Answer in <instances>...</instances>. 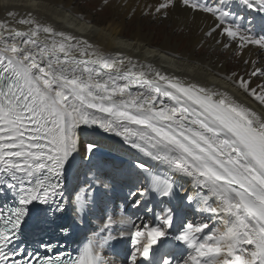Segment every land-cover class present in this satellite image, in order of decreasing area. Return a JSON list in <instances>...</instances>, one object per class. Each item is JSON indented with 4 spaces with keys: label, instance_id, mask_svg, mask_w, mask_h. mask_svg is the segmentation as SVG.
Here are the masks:
<instances>
[{
    "label": "snow or ice",
    "instance_id": "1",
    "mask_svg": "<svg viewBox=\"0 0 264 264\" xmlns=\"http://www.w3.org/2000/svg\"><path fill=\"white\" fill-rule=\"evenodd\" d=\"M233 3L264 13V0H155L130 11L157 19L178 10L206 13L213 24L204 38L225 50L234 42L237 54L264 50V35L242 27ZM5 7L0 264H116L105 251L125 242L124 264H264V59H244V74L222 77L229 87L221 90L61 30L33 14L43 0H31L25 15ZM187 63L190 71L203 67ZM89 126L120 137L131 158L96 165L85 186L68 193L67 173ZM97 147L85 143L83 159L91 163ZM132 172L142 178L128 184ZM117 176L127 189L124 204L144 215L112 207ZM188 207L207 220L188 219ZM91 216L100 223L76 255L44 239L50 232L68 237ZM26 228L39 236L34 246L21 239ZM170 241L186 254L165 247Z\"/></svg>",
    "mask_w": 264,
    "mask_h": 264
},
{
    "label": "bare ground",
    "instance_id": "2",
    "mask_svg": "<svg viewBox=\"0 0 264 264\" xmlns=\"http://www.w3.org/2000/svg\"><path fill=\"white\" fill-rule=\"evenodd\" d=\"M78 1L82 2V0ZM95 1L94 3L102 9L101 15L92 11L84 12L83 8L79 7L80 3L76 0H43V7L32 9V11L40 19L54 24L61 30L77 35L81 39L89 40L105 52L118 50L140 63H151L154 67L169 75L176 74L206 81L209 86L213 84L221 86V90L229 87L226 81L222 79V77H226L231 73L228 68L229 60L223 61L222 56L226 53L237 54L235 43L233 42L231 49L225 50L217 46L212 38H204V31L213 24V18L210 15L178 10L172 12L167 19H157L155 17H142L139 11L135 14L130 11L132 8H143L146 3H155V0ZM214 2L215 0H207L210 5ZM30 4L31 0H0V21L7 19L8 9L5 5H15L16 7L12 10L25 15L30 10ZM124 4H127V7H123ZM232 10L236 17H244L243 21H239L242 27H251L255 35H264V13L253 12L235 3H233ZM249 19L252 20L251 24L248 23ZM161 32L163 33L162 40L160 38L161 41L157 44L155 43L156 35ZM184 40L187 42H184L183 46L189 49L179 51L177 43ZM200 47L207 50L205 53V49L201 48L204 50L202 56L197 53ZM249 48H252V51L245 49L240 52L239 69L237 71L240 74L245 72V66L242 64L244 59H252L257 62L264 59V50L252 46H249ZM190 60H195L203 67L196 71H190V65L187 63ZM247 71H251V69L248 68ZM260 82L259 80L255 81V83ZM231 91L236 92V89L233 88ZM236 94L239 95L238 92ZM97 129L98 126H89L88 130L81 134V155L77 157L76 164L67 173L66 188L68 193L71 192L76 173L80 168V162L83 160V145L85 143L94 142L98 147L104 148L105 151L114 153L116 157H112L111 154L107 155L109 164L117 157L131 158L127 157L122 142L119 141L120 137ZM97 131L103 132L105 135L95 134ZM86 162L85 165L88 164ZM117 194H121V198ZM123 196L124 192L122 193L117 189L110 194L112 207L119 214L127 206L122 201ZM191 209L195 210V207H191ZM128 211L133 214L144 215L134 208L127 209L123 215H127ZM68 214L71 216L70 211ZM93 222V226L88 222L83 226H75L82 230L92 231L96 229L100 221L94 216ZM220 227L223 226L220 225ZM105 256L109 260L116 261V264L124 263L123 259H119L108 249L105 251Z\"/></svg>",
    "mask_w": 264,
    "mask_h": 264
},
{
    "label": "rangeland",
    "instance_id": "3",
    "mask_svg": "<svg viewBox=\"0 0 264 264\" xmlns=\"http://www.w3.org/2000/svg\"><path fill=\"white\" fill-rule=\"evenodd\" d=\"M76 1L78 3H80L79 7H82L84 12L92 11V12H95V13L101 15L102 9L99 7L98 4L94 3V2H96L95 0H82V2H79L78 0H76ZM159 35H160V37H159ZM162 35H163L162 32L160 34L158 33L156 35L155 43H157V44L160 43L159 41L162 40ZM160 38H161V40H160ZM181 42L182 41H179L178 43L175 42V43H177L179 45V51H182L184 49L188 50L189 49L188 47L183 46L184 42H187V41L184 40L182 43ZM201 48L202 47L198 48V51H197V53H199L200 56H202L201 54H204V50H202V49H205V48H202V49ZM206 52H207V50L205 49V53ZM230 54L231 53L223 54L222 59H223V61H228L229 60L228 61V64H229L228 68H229V70L231 72H237L238 69H239L238 62H240V55L241 54L240 53L239 54H231V55ZM110 154L112 155V157H116V155H114V153L112 154L110 151H107V150L105 151L104 148L97 147L95 158H94V160L91 163L89 161L86 162L87 160L83 159L80 162V168H79V170L76 173V178H75L74 183L72 185L71 192L78 185H80L81 187L85 186L84 183L86 181V177L90 176L92 174V172L95 171L96 165H98V164L102 165V166H106L107 164L110 165L109 162L107 161L108 160L107 159V155H110ZM85 162L88 163V164L85 165L84 164ZM108 165H107V167H108ZM109 168H110V166H109ZM141 178H142V174H139V173H136V172H132L130 174V176L128 177L127 183L128 184H134V183L138 182ZM114 184H115L114 191H116V189H117V190H119L122 193L124 192V194H125L127 189L125 187L124 182H122V178L121 177L117 176L116 179L114 180ZM119 195H121V194H118V197L120 198L121 196H119ZM73 198H74V194H73ZM129 208H131V204L130 203L126 206V209L123 212L122 211L120 212V214H123ZM127 214L129 216H133V213H131V212H127ZM184 215L188 219H192L194 221L207 220V218H206V216L204 214H201L199 212H196L195 210H192L191 207H188V208H186L184 210ZM133 218H134V216H133ZM146 218L150 219L151 217H146ZM93 221H94V216H91L89 218V222L88 223L89 224L92 223V226H93ZM207 222H209L211 224V221H207ZM92 226H90V227H92ZM217 226L220 227V225H217Z\"/></svg>",
    "mask_w": 264,
    "mask_h": 264
}]
</instances>
